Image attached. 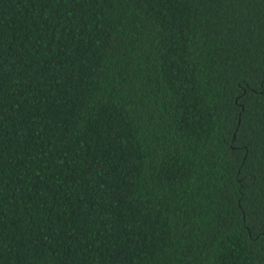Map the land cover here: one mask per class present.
Listing matches in <instances>:
<instances>
[{
	"label": "trees",
	"instance_id": "16d2710c",
	"mask_svg": "<svg viewBox=\"0 0 264 264\" xmlns=\"http://www.w3.org/2000/svg\"><path fill=\"white\" fill-rule=\"evenodd\" d=\"M0 264H264V0H0Z\"/></svg>",
	"mask_w": 264,
	"mask_h": 264
}]
</instances>
